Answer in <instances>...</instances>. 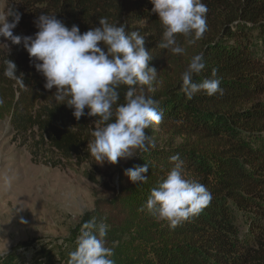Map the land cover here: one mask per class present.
Instances as JSON below:
<instances>
[{
  "label": "trees",
  "instance_id": "obj_1",
  "mask_svg": "<svg viewBox=\"0 0 264 264\" xmlns=\"http://www.w3.org/2000/svg\"><path fill=\"white\" fill-rule=\"evenodd\" d=\"M8 1L20 14L22 36L38 31L35 20L41 14L55 15L69 28L77 25L81 33L99 27V19L106 17L111 24H125L128 33L143 35L144 47L153 56L149 66L157 69L162 82L158 91L143 94L155 99L163 113L160 133L183 141L137 152L140 157L118 167L111 198L96 200L83 220L109 225L105 246L113 249L115 264H264V53L250 50L254 32L264 45V0H202L208 9L207 30L191 45L177 35L185 49L178 55L159 48L163 29L150 0ZM7 44L9 48H0V120L9 119L22 143L32 137V162L34 151L44 148L64 160L81 159L89 129L98 126L99 117L76 120L72 109L57 105L55 89H44L45 80L22 44ZM199 53L206 66L194 82L216 69L223 94L198 93L187 100L180 91L181 74ZM7 59L16 64L15 74H22L24 86L3 75ZM118 91V104L124 103L126 86ZM145 131L150 138L156 134ZM174 155L184 161L185 177L205 185L212 200L198 216L170 229L140 209L173 166L169 158ZM146 163V183L135 185L124 175L125 169ZM228 204L248 219L249 241L239 237ZM13 262L11 255L2 257V264Z\"/></svg>",
  "mask_w": 264,
  "mask_h": 264
},
{
  "label": "clouds",
  "instance_id": "obj_2",
  "mask_svg": "<svg viewBox=\"0 0 264 264\" xmlns=\"http://www.w3.org/2000/svg\"><path fill=\"white\" fill-rule=\"evenodd\" d=\"M151 11L162 26L159 48L174 55L185 49L178 45L177 35L195 44L207 30L206 4L202 0H150ZM9 17H12L9 21ZM20 14L11 9L0 14V37L21 45L28 53L33 67L45 80V90L52 92L57 105L72 109L76 120L82 116L99 117L98 126L88 142L90 156L98 164L115 165L119 159L140 157L137 152H148L155 147L146 129L159 125L163 113L151 96L144 95V86L150 91L157 79V69L149 66L153 58L144 47V36L137 31L128 33L125 24H111L108 18L99 19V27L81 33L77 25L70 28L55 15L41 14L35 20L38 29L34 35H14ZM4 44L8 47L7 43ZM9 48V47H8ZM3 75L24 86L22 74L17 76L16 64L7 59ZM203 53L192 56L181 74L180 91L187 100L202 93L206 96L223 94L217 70L201 82L194 76L205 68ZM126 86L124 103L118 104V89ZM0 104L3 100L0 99ZM115 106V107H114ZM87 109V112L85 111ZM171 169L150 192L140 211H147L164 221L170 229L198 216L211 202L207 187L185 177L184 161L179 155L169 158ZM149 165L124 170L133 184L147 182ZM84 209L80 210L83 215ZM21 223H26L23 219ZM109 225L103 220L90 219L82 224L76 247L68 253L67 264H115L113 249L105 246ZM6 253L0 252V258Z\"/></svg>",
  "mask_w": 264,
  "mask_h": 264
},
{
  "label": "rangeland",
  "instance_id": "obj_3",
  "mask_svg": "<svg viewBox=\"0 0 264 264\" xmlns=\"http://www.w3.org/2000/svg\"><path fill=\"white\" fill-rule=\"evenodd\" d=\"M10 9L18 13L11 1L0 0V14H7ZM8 19L11 21L12 17ZM13 34L22 36L18 24ZM8 42L0 37V43ZM251 42L252 54L264 53L256 32ZM4 47L0 44V48ZM161 82L157 75L154 91L144 86L145 94L158 91ZM95 128L89 129L88 142L93 139ZM148 129L156 132L151 140L158 148L175 147L183 141L180 137L168 139L157 125ZM22 142L15 136L9 119L0 120V252L11 255L14 264H33L37 259L41 264H67L83 220L94 210L96 200L111 198L109 190L116 184V169L130 159L101 165L88 149L81 159L64 160L44 148L34 151L32 162V137ZM228 205L239 237L249 241L248 219L235 206ZM81 209L85 210L83 215ZM21 219L26 223H21ZM23 243L28 245L22 246Z\"/></svg>",
  "mask_w": 264,
  "mask_h": 264
}]
</instances>
